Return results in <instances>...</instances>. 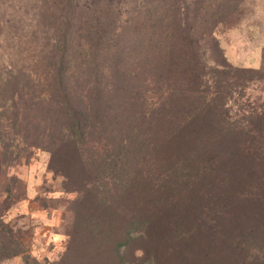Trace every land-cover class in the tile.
<instances>
[{
    "label": "trees",
    "instance_id": "1",
    "mask_svg": "<svg viewBox=\"0 0 264 264\" xmlns=\"http://www.w3.org/2000/svg\"><path fill=\"white\" fill-rule=\"evenodd\" d=\"M243 1L16 0L33 3L31 33L38 40L29 34L28 54L15 53L16 63L0 67V130L14 132L9 143L26 148L8 163L46 150L52 169L74 185L103 164L132 173L128 152L150 166V151L158 159L182 153L205 172L203 185L210 180L219 188L210 200L217 195L218 204L243 205L217 212L214 222L196 226L163 253L158 243L168 241L166 233L134 232L144 217L136 207L144 185H125L137 191L119 194L118 210L105 191L89 197L83 185L73 190L82 197L71 202L74 227L59 264H125L122 246L141 254L133 264H239L244 236L264 243V98L246 94L264 70L230 64L217 38L219 28L235 23ZM239 117L246 122L233 128L228 119ZM232 144L237 153L226 154ZM233 232L239 241L227 235ZM136 240L155 258L134 248ZM252 260L264 264L262 249Z\"/></svg>",
    "mask_w": 264,
    "mask_h": 264
},
{
    "label": "rangeland",
    "instance_id": "2",
    "mask_svg": "<svg viewBox=\"0 0 264 264\" xmlns=\"http://www.w3.org/2000/svg\"><path fill=\"white\" fill-rule=\"evenodd\" d=\"M15 2L16 0H0L1 68L16 63L15 53L28 54L31 44L26 37L29 34L32 40L34 38L38 40L31 33L35 25L29 16L33 3H22L17 6ZM234 21L233 25L217 30V38L226 61L235 67L264 70V0H244L240 13ZM18 38H22L23 42L20 43ZM217 59L221 60L219 56ZM246 94L251 99L252 96L264 98V79L251 83ZM228 122H233L235 126L233 128H239L246 119L230 118ZM142 136L146 137L144 134ZM2 137L0 141V217H2L0 220V264H59L66 251L68 235L74 227L73 212L75 211L71 202L82 197L80 193H74L73 190L83 188V185L89 197L97 195L99 189L105 191L108 197H112L113 207L117 210L120 209L119 194L137 191L136 187L125 185L138 184V182L141 187L144 185L141 198L136 204L138 213H144V217L141 223L137 224L134 232L137 234L140 231L146 236L150 234L152 238L166 233L168 241L158 243L163 253L171 250L176 240L189 232H195L196 226H205L207 223L214 222L217 212H224L225 209L226 212L229 209H231L229 211L237 212L243 207L242 204L236 207L237 202L231 205V200L227 205L218 204L217 195L214 200H210L212 197L210 192L220 191L219 188L213 187L210 180L203 185L205 180L202 181L201 177L205 172L186 159L182 153H176V155L172 153L173 157L165 156L158 159L157 155L150 151L151 161L155 163L150 166L142 162L143 156L128 152L130 157L126 158L125 167L131 166L132 173L124 175L120 171L121 168L116 170L108 164H103L102 172H94V168L97 167L95 166L91 171L92 175L84 173L83 181L74 182L73 185L60 171H56L55 165L52 169L51 155L46 150H32L29 159L19 165L8 163L9 156L18 151L24 153L23 150L25 151L26 148L23 146L18 148L15 143H9L10 139H15L12 131L0 130V139ZM142 141V137L139 136L137 143L141 145ZM226 150V154L237 153V148L233 144L227 145ZM139 163L144 165V169L139 168L137 165ZM139 170L143 179L136 181L132 176L134 173L139 175ZM196 181L201 184V187L194 185ZM195 192L204 194L208 200L193 195L192 193ZM85 194L83 192V195ZM250 195H252V186L240 193L242 200L243 196L246 198ZM231 198L233 194L227 196V199ZM193 220L196 223H191ZM90 223L91 220L80 226L85 228ZM156 228L161 231L156 233ZM227 235L233 238L235 233ZM173 238L175 239L172 240ZM234 241L239 239L235 240L234 237ZM117 244L119 243L115 242L112 245L113 249ZM133 247L146 248L151 254L150 258L154 259L156 256V253L151 252L144 241L136 240ZM239 247H241L240 254L235 256L239 264H255L252 262L254 250L262 249L264 252L263 241L261 242L260 239L252 241L246 236H244V243ZM121 250L122 262L125 264H133L135 256L141 255L135 250L131 252V249L126 246H122ZM163 255L159 257L165 258L166 255ZM115 260L119 259L115 257Z\"/></svg>",
    "mask_w": 264,
    "mask_h": 264
}]
</instances>
